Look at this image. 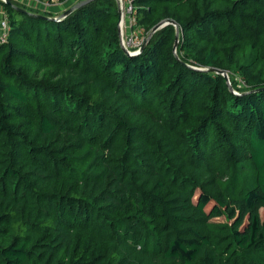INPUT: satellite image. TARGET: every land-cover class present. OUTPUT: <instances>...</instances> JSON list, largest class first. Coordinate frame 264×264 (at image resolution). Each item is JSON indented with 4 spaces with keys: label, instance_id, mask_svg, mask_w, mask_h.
I'll return each instance as SVG.
<instances>
[{
    "label": "trees",
    "instance_id": "16d2710c",
    "mask_svg": "<svg viewBox=\"0 0 264 264\" xmlns=\"http://www.w3.org/2000/svg\"><path fill=\"white\" fill-rule=\"evenodd\" d=\"M11 1L0 264H264V0Z\"/></svg>",
    "mask_w": 264,
    "mask_h": 264
},
{
    "label": "rangeland",
    "instance_id": "374dc122",
    "mask_svg": "<svg viewBox=\"0 0 264 264\" xmlns=\"http://www.w3.org/2000/svg\"><path fill=\"white\" fill-rule=\"evenodd\" d=\"M66 1L70 6L72 0H66ZM77 1H79V0H75V2H77ZM19 2H21L24 5L26 4L27 6H31V7H35L37 5H38V7L42 6L38 3H35L36 5H34L33 3H26V2H22V1H19ZM119 2H121L122 10H123L122 31H121L123 42L132 52L139 51L141 48L140 45L144 41V39H143V37L145 36L144 31L142 29H139L138 27H136L134 24V19L132 18V15H131L130 2L128 0H119ZM44 10H45V7H43L42 11H44ZM195 197H197V195ZM262 215H264V209H262Z\"/></svg>",
    "mask_w": 264,
    "mask_h": 264
},
{
    "label": "water",
    "instance_id": "95a60500",
    "mask_svg": "<svg viewBox=\"0 0 264 264\" xmlns=\"http://www.w3.org/2000/svg\"><path fill=\"white\" fill-rule=\"evenodd\" d=\"M5 2H10L12 3L11 0H4ZM91 0H79L77 2H75L73 5L69 6L68 9H65L62 13H60L59 15H56V16H52L51 18L53 19H62L64 17H66L67 15L71 14L74 10H76L77 8H79L80 6H82L83 4L89 2ZM118 3L119 4V12H120V17H121V20L119 22V31H120V35H121V43H122V47L123 49L129 53V54H138L140 53L143 48L146 46L149 38L151 37V35L155 32V30L159 29L160 27L166 25L167 23H173L175 26H176V40H175V45H174V49H175V52H176V48H177V45H178V42H179V33H180V28L178 26V24L173 21V20H163L161 21L160 23H158L157 25H155V27L152 29V31L150 32V34L148 35V37L145 39L144 43L142 44L141 48L139 51H135V52H132L126 45L125 43L123 42V38H122V15H123V10H122V5H121V2H119L118 0ZM38 15H41V14H38ZM42 16V15H41ZM211 70H214L216 72H219V73H222L228 80V82L231 84L230 82V79H229V73L227 70H222L220 68H211Z\"/></svg>",
    "mask_w": 264,
    "mask_h": 264
},
{
    "label": "built area",
    "instance_id": "2783aa9c",
    "mask_svg": "<svg viewBox=\"0 0 264 264\" xmlns=\"http://www.w3.org/2000/svg\"><path fill=\"white\" fill-rule=\"evenodd\" d=\"M4 1V0H3ZM26 3H38L45 6V8L50 7L52 4L58 3L62 0H19ZM0 14L2 15L0 21V42H5L7 40L8 31H9V23L6 18V12L4 6L0 3Z\"/></svg>",
    "mask_w": 264,
    "mask_h": 264
},
{
    "label": "crops",
    "instance_id": "0c3cea01",
    "mask_svg": "<svg viewBox=\"0 0 264 264\" xmlns=\"http://www.w3.org/2000/svg\"><path fill=\"white\" fill-rule=\"evenodd\" d=\"M74 1L75 0H72L71 3H73ZM34 5H36V4H34ZM42 6L45 7L44 5H42ZM42 6L38 7V5H37L35 7L39 8V10L42 11V9H43ZM68 7H69V4L67 3V1L66 0H62V1L58 2V3L52 4L50 7L45 8L44 11L48 12V13H51V14L56 16V15L62 13L63 10L68 9ZM44 11H42V12H44ZM1 18H2V15L0 14V21H1Z\"/></svg>",
    "mask_w": 264,
    "mask_h": 264
},
{
    "label": "bare ground",
    "instance_id": "6f19581e",
    "mask_svg": "<svg viewBox=\"0 0 264 264\" xmlns=\"http://www.w3.org/2000/svg\"><path fill=\"white\" fill-rule=\"evenodd\" d=\"M121 24H122V22H121Z\"/></svg>",
    "mask_w": 264,
    "mask_h": 264
}]
</instances>
